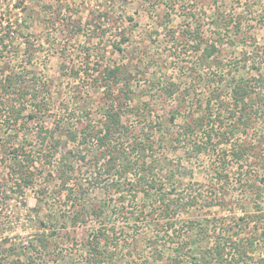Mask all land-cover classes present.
I'll return each mask as SVG.
<instances>
[{
  "label": "rangeland",
  "instance_id": "374dc122",
  "mask_svg": "<svg viewBox=\"0 0 264 264\" xmlns=\"http://www.w3.org/2000/svg\"><path fill=\"white\" fill-rule=\"evenodd\" d=\"M247 7L260 15L264 0H0V77L9 72L20 74L26 83L35 82L41 89L36 100L23 98L18 102L16 94L8 98L16 107H25L20 116L24 118L34 110V103L41 106L35 119H19L25 123L17 134L7 126L5 108L0 105V187L9 197L0 212V264H88L85 244L103 233L105 226L115 229L117 240L110 239L120 243L113 254L114 264L168 263L176 242L151 244L154 231L166 232L165 221L160 219L158 226L151 228L144 217L151 214L149 200L142 194L132 198L126 193L117 200L115 193L93 184L97 167L92 165L98 152L92 141L81 144L79 132L100 128L110 99L100 77L105 67L118 66L126 79L109 94L121 97L125 86L130 87L127 104L133 111L123 118L130 135L138 140L157 130L154 137L161 136L158 141H163L156 144L154 140L146 159L155 178L167 189L175 187L176 193L198 185L204 190L212 181V155L197 159L174 142L181 119L189 114L175 115V100L160 97L156 89L166 81L179 85L190 82L197 101L204 100L209 72L198 66L193 70L197 57L193 37L199 34L203 43L209 42L216 31L223 39L221 56L233 73L253 77L256 67L243 64V53L264 46V24L254 26L256 20H250L236 32L234 18L240 13L244 16ZM224 26L228 27L225 31ZM233 61L238 63L234 66ZM171 120L174 126L169 124ZM55 123L65 125L56 129V148L49 139L40 144L39 126L50 130ZM87 124L92 127L87 128ZM75 131L78 137L71 140ZM165 132L172 133L161 139ZM239 137L225 146L227 154L241 143ZM4 149L15 150L21 161L24 155L33 161V184L21 194L14 191L15 177L8 174L11 161ZM58 167L67 171L65 186L59 181ZM176 169L181 174L171 177ZM236 205L209 207L201 202L184 208L183 220L196 222L193 230L182 231L181 238L189 243L181 255L187 264H198L199 251L215 240L214 229L223 231L232 222L231 229L238 231L236 218L244 214ZM103 206L102 214L94 213ZM250 208L247 203L245 211L250 213ZM247 229H252V223ZM201 230L211 236L203 238ZM249 256L251 260L244 258L239 264H259L264 260V249L256 247Z\"/></svg>",
  "mask_w": 264,
  "mask_h": 264
},
{
  "label": "trees",
  "instance_id": "16d2710c",
  "mask_svg": "<svg viewBox=\"0 0 264 264\" xmlns=\"http://www.w3.org/2000/svg\"><path fill=\"white\" fill-rule=\"evenodd\" d=\"M252 10V7H247L244 16L240 13L234 18L233 25L236 26V32L241 31L244 22L246 24L252 22L250 20H256L254 26L257 23L264 24V11L259 15L260 11ZM252 14L253 17H251ZM256 14L258 17H255ZM229 23H231L230 20ZM225 28L228 27L224 26L223 31ZM221 37V33L217 31L214 37H209V42L203 43L199 34L193 37L192 49L197 55L193 70L198 66L209 72V81H207L209 86L206 89L207 96L204 100L197 101L194 97L196 92L190 82L179 85L173 81H166L156 89L160 97L175 100V115L181 112L189 114L187 118L181 117L182 124L180 123L179 130L173 132L176 135L174 142L197 159L209 158V155H212V167L209 169L212 181L209 186L204 187V190L201 185H198L197 188L190 187L182 191L183 193H176L175 187L171 186L167 189L160 179L155 178L151 162L147 164L146 159L155 145L154 142L157 141L156 144H159L163 141H158L161 136L154 137L159 133L157 130L149 131L150 134L147 132L138 140L130 135V130L123 123V118L133 111L127 104L128 93L131 92L130 87L125 86L126 89L122 91L123 96L121 97L109 94L112 87L126 79L125 72L118 66L111 69L105 67L103 76L100 77L99 82L106 88V96L111 99L105 107L100 128L91 131L92 126L87 124L86 127L90 128V131L80 129L79 132V137L82 139L81 144L85 141V143L92 141L98 152V158L92 165V167H97L93 173L92 180L95 182L93 184L103 189L104 192L115 193L117 200H121L126 193L132 198H135L137 194H142L146 200H149L147 207L150 208L151 214L148 218L144 217L149 221L151 228L153 224L158 226L160 219L165 221L166 232L154 231L151 244L155 246L157 243H166V240L176 242V247L173 248L174 255L170 256L167 264H187L181 255L189 243L181 238L182 231L185 228L193 230L196 222L184 221L181 215L186 206L196 207L201 202L209 207L225 204L228 207L229 204H237L236 206H239L244 215L236 218L238 231L231 229L232 222L226 225L223 231L213 230L215 240L210 247L199 251L198 264H227L228 262L239 264L244 258L251 260L249 253L256 247L264 249V171L262 170L264 168V46L255 47V51L251 49L243 53V64L249 68L255 66V75L248 78L237 77L233 73L234 69H231L221 56L220 47L223 45ZM242 44L246 42L243 41ZM201 46H203L202 49ZM233 62L234 66L238 63V61ZM191 73L189 72V76ZM39 88L35 82L26 83L20 74L9 72L0 77V105L4 106V113L7 114L6 122L9 124L7 126L16 130V134L25 123L19 119H35L36 112L41 111V106L34 103V110L24 118L20 116L25 107L20 108L21 104L16 107V102L10 103L8 98L16 94L15 101L18 102L24 99L36 100L41 92ZM10 118L13 120H9ZM155 120L151 118L154 123ZM173 123V120L169 121L172 126H174ZM42 124L37 131V136L40 138L39 143L43 144L46 139H49L51 147L56 148L57 141L54 137L56 129L65 128V125L55 123V128L49 130ZM168 133H163L161 139H166L172 132L170 135ZM70 136L71 140H76L78 133L75 131ZM239 136H242L243 140L239 139L241 143L237 144V147H232L227 154L225 146L240 138ZM4 152L11 161L7 168L8 174L15 177L12 181L14 191L21 194L24 189L33 184L34 173L30 170L33 161L28 155H24L21 161L13 149H4ZM220 153L223 156H219ZM257 156L261 157L260 160L255 159ZM80 159L85 160V156ZM180 171L176 169L170 173V176L177 175V172L181 174ZM58 172H60L61 186H65L67 171L61 168ZM128 176H131V180ZM10 188L13 189V187ZM7 198H9L8 195L0 187V212L4 210ZM247 203L251 204L250 213L245 211ZM104 207L94 213L102 214ZM241 222L242 225L239 224ZM251 223L252 229L246 230ZM114 230L113 227L105 226L103 233L93 236L86 242L88 264H114L113 254L117 252L120 244L118 241L113 242V238L117 240ZM232 230H234V239ZM199 233L203 238L211 236L204 230ZM242 233L243 236L239 237ZM176 236L177 240L174 239ZM100 239L103 240V244L100 243ZM112 247L114 250H111ZM194 258L192 256L191 260L194 261ZM259 262V264H264V260Z\"/></svg>",
  "mask_w": 264,
  "mask_h": 264
}]
</instances>
